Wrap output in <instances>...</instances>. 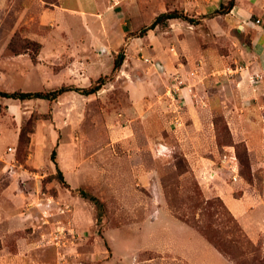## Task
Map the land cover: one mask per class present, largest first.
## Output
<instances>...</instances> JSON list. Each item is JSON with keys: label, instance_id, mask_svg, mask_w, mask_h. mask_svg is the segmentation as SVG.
I'll return each instance as SVG.
<instances>
[{"label": "rangeland", "instance_id": "obj_1", "mask_svg": "<svg viewBox=\"0 0 264 264\" xmlns=\"http://www.w3.org/2000/svg\"><path fill=\"white\" fill-rule=\"evenodd\" d=\"M227 1L0 0V90L89 87L125 53L96 94L0 97V264L264 263V207L241 219L223 198L253 185L264 201V166L226 118L244 109L240 83L259 78L234 71L252 28L217 13ZM173 10L198 22L138 36ZM80 189L104 202L101 221Z\"/></svg>", "mask_w": 264, "mask_h": 264}, {"label": "crops", "instance_id": "obj_2", "mask_svg": "<svg viewBox=\"0 0 264 264\" xmlns=\"http://www.w3.org/2000/svg\"><path fill=\"white\" fill-rule=\"evenodd\" d=\"M239 1L240 0H237V4L226 17L231 16L234 22H241L243 27H245V25L248 26V28L251 26L252 49L250 50V62L245 66H241V68L236 67L234 71L236 74H240V71L245 74L248 72V81L250 78L253 79L252 77L255 75H259V78H257L256 81L254 79L256 86H253L252 83H248L247 81L240 83L241 89H236V91L239 99L241 98L240 101H242L244 109L239 110L236 114L234 113L231 120L229 119V115H226V118L228 123L231 124L230 129L235 139V134L237 135V133H247L249 135L242 139L248 146L251 159L260 162V164L264 166V0H244V4L241 6ZM253 16L257 18L252 20ZM183 92L186 97V109L190 110V113L194 105L192 102L193 100L186 89H184ZM193 119H195V117ZM244 186L245 189L240 199L223 196L224 200L231 208L234 206L235 211L232 210L241 219L247 217V215L250 216L252 212L250 208L260 209V211H262L264 207V203H262L264 202L262 193L253 185ZM255 223L256 221H254L253 217L252 219H248V228L252 230L257 228L256 225H254ZM174 244L175 243H171V247H173ZM211 263L225 264V261L218 263L211 261Z\"/></svg>", "mask_w": 264, "mask_h": 264}, {"label": "trees", "instance_id": "obj_3", "mask_svg": "<svg viewBox=\"0 0 264 264\" xmlns=\"http://www.w3.org/2000/svg\"><path fill=\"white\" fill-rule=\"evenodd\" d=\"M235 5H236V0H228L227 3H221V6L218 9L217 13H220V14L228 13L234 8ZM170 19H182V20H186L188 22H194V23L198 22V20L194 19L193 17H189L184 12H180L178 10L162 12L161 14H159L155 18V20L152 23H150L149 25L143 26L137 32L138 36L146 35L149 30L156 28L158 25H161ZM124 60H125V53L123 50H121L119 53H117V55L114 58V65H113V69H112L111 74L99 77L97 79V81L94 84L90 85L89 87L61 86L59 88H56L53 90H46V91H21V90L4 91V90H0V97L19 99V100L46 99V100L53 101V100H56L62 94L69 92V91H76V92H79L80 94L90 96V95L96 94L99 90H101L103 85L109 79L111 80L113 78L115 73L119 69H121V66L123 65ZM23 135H25V133H22V138H23ZM230 143L232 144L233 141L231 140ZM245 151L247 153L246 148H245ZM52 159L55 162L56 167H57L56 177H57L58 181L62 185H64L65 187H69L68 183L65 180L64 173L60 169V167L56 161V150H53V152H52ZM249 179L250 178L248 177V180ZM80 192H81L83 197L87 198L92 203H94V205L97 209L96 218L98 221H101V219L104 215V212H105L104 202L98 196L86 191L85 189H80ZM198 228L222 255H224V253L227 252L225 249V243L221 242L216 237L215 232L211 233L210 231L207 230L208 227H206V226L201 227L198 225ZM247 243H248V245H250L252 247V244L249 240H247ZM231 256H233V255H231ZM235 257L236 256L232 257L233 260L235 261L233 264H264L263 261H260L257 259L256 255H253V258H251L249 260H243V259L237 260V259H235Z\"/></svg>", "mask_w": 264, "mask_h": 264}]
</instances>
